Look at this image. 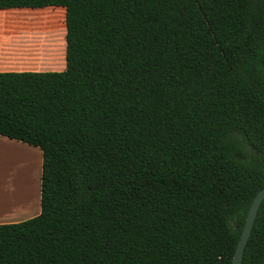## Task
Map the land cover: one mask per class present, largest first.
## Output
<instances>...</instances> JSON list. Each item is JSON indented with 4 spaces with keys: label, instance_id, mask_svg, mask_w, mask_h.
Here are the masks:
<instances>
[{
    "label": "trees",
    "instance_id": "16d2710c",
    "mask_svg": "<svg viewBox=\"0 0 264 264\" xmlns=\"http://www.w3.org/2000/svg\"><path fill=\"white\" fill-rule=\"evenodd\" d=\"M65 9V69L0 71V135L41 151L0 264H233L264 186V0ZM241 264H264V199Z\"/></svg>",
    "mask_w": 264,
    "mask_h": 264
},
{
    "label": "rangeland",
    "instance_id": "374dc122",
    "mask_svg": "<svg viewBox=\"0 0 264 264\" xmlns=\"http://www.w3.org/2000/svg\"><path fill=\"white\" fill-rule=\"evenodd\" d=\"M65 32V9L63 8L0 10V49L6 51L0 53V66L23 70H63L65 68ZM7 145L10 146L2 144V146ZM24 145L18 147L14 145L12 154L0 165V177L4 178L10 174L12 179H15L14 182L24 180L31 186L26 191L27 199L29 192L35 193L34 190H36L37 197L34 200L37 203L41 151L26 143ZM25 205L23 213H26ZM20 208L13 209L12 212L15 214L18 211L16 214H21Z\"/></svg>",
    "mask_w": 264,
    "mask_h": 264
},
{
    "label": "bare ground",
    "instance_id": "6f19581e",
    "mask_svg": "<svg viewBox=\"0 0 264 264\" xmlns=\"http://www.w3.org/2000/svg\"><path fill=\"white\" fill-rule=\"evenodd\" d=\"M3 145H5V143ZM13 148H15V146H8V145L2 146V144H0V165L8 158L10 154H12L11 152ZM6 177L4 178L0 177V214H5L7 212H8L7 214H10L9 213L10 209L17 208V206L23 204V202H25L27 200L26 198L28 197L26 195V191L31 188V186L28 185V183H25L24 180L22 179L19 180L18 182H14L15 179H12V176L10 174L9 176H6ZM34 191L35 193L32 191L29 192L28 200L30 203H33V200L35 199V197H37L36 190ZM34 203L36 205V202ZM1 217H3V215H1Z\"/></svg>",
    "mask_w": 264,
    "mask_h": 264
},
{
    "label": "water",
    "instance_id": "95a60500",
    "mask_svg": "<svg viewBox=\"0 0 264 264\" xmlns=\"http://www.w3.org/2000/svg\"><path fill=\"white\" fill-rule=\"evenodd\" d=\"M263 199H264V186L256 192V194L252 198L251 203L249 205L245 223L243 225V228L240 233V237L236 243V246L233 252V256H232L233 264H241L245 245L252 231V227H253L258 209Z\"/></svg>",
    "mask_w": 264,
    "mask_h": 264
},
{
    "label": "crops",
    "instance_id": "0c3cea01",
    "mask_svg": "<svg viewBox=\"0 0 264 264\" xmlns=\"http://www.w3.org/2000/svg\"><path fill=\"white\" fill-rule=\"evenodd\" d=\"M5 49H0V53H5L6 51H4ZM65 69V68H64ZM63 69V70H64ZM10 70H15V71H21V70H23V69H8V68H5V67H1L0 66V71H10ZM40 71V70H39ZM42 71V70H41ZM57 71H59V70H57ZM0 143H2V144H9L10 146H16V147H18L19 145L20 146H25L24 145V142H21V141H17V140H14V139H12V138H9V137H7V136H3V135H0ZM27 195V194H26ZM25 195V196H26ZM27 197V196H26ZM27 199V198H26ZM35 201H33V203H31L30 204V202H29V200L27 199L25 202H23V204H21V205H19V206H17V208H19V207H21L20 209H22V210H20V212H21V214H17L16 215V213L14 214L12 211H13V209H16V208H12V209H10L9 210V213L10 214H7V213H5V214H0V223H8V222H17V221H22V220H25V219H27V218H30V217H32V216H35V215H37L39 212H40V188H39V190H38V201H37V203H36V205H35V203H34ZM29 203V204H28ZM24 204H26L25 206H26V209H25V211H26V213H23V208H24ZM38 205V206H37ZM1 215H3V217H1ZM7 215H8V217H7ZM5 216V217H4Z\"/></svg>",
    "mask_w": 264,
    "mask_h": 264
}]
</instances>
